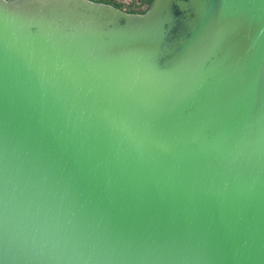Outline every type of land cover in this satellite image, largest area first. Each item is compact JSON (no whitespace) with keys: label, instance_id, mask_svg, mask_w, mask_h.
Masks as SVG:
<instances>
[{"label":"water","instance_id":"obj_1","mask_svg":"<svg viewBox=\"0 0 264 264\" xmlns=\"http://www.w3.org/2000/svg\"><path fill=\"white\" fill-rule=\"evenodd\" d=\"M0 264H264V0H0Z\"/></svg>","mask_w":264,"mask_h":264},{"label":"rangeland","instance_id":"obj_2","mask_svg":"<svg viewBox=\"0 0 264 264\" xmlns=\"http://www.w3.org/2000/svg\"><path fill=\"white\" fill-rule=\"evenodd\" d=\"M144 0H110L111 3H118V5H120V9L124 10V11H144L145 8H140L137 9L136 7H140V5L142 4ZM136 2H139L140 5ZM135 7V8H133Z\"/></svg>","mask_w":264,"mask_h":264},{"label":"flooded vegetation","instance_id":"obj_3","mask_svg":"<svg viewBox=\"0 0 264 264\" xmlns=\"http://www.w3.org/2000/svg\"><path fill=\"white\" fill-rule=\"evenodd\" d=\"M94 1L105 2V3H108V4L115 6L117 8H121L120 5H118V3H111L110 0H94ZM151 1L152 0H144L141 5L139 2H136L140 5V7H136V8L137 9L145 8V10H146L150 6ZM133 8H135V7H133ZM144 11H132V12L133 13H140V12H144ZM127 12H129V11H127Z\"/></svg>","mask_w":264,"mask_h":264}]
</instances>
